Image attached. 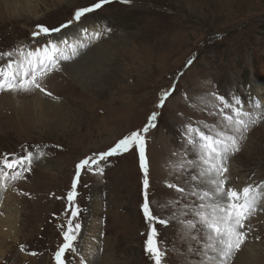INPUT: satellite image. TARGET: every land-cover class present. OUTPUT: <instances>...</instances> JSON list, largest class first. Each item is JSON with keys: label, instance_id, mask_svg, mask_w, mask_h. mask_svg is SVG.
Returning <instances> with one entry per match:
<instances>
[{"label": "rangeland", "instance_id": "1", "mask_svg": "<svg viewBox=\"0 0 264 264\" xmlns=\"http://www.w3.org/2000/svg\"><path fill=\"white\" fill-rule=\"evenodd\" d=\"M95 2L28 0L15 9L0 4V53L34 50L49 39H67L78 53L59 61L60 70L42 82L44 91L0 92V158L25 150L34 156L30 171L8 170L20 178L0 181V214L11 217L14 229L6 240L0 233V264H56L60 226L66 229L72 210L67 194L76 165L142 130L154 112L156 126L144 134L147 191L153 205L175 202L156 211L165 219L176 216L167 226L155 224L160 247L167 251L163 264H197L199 257L188 248L198 245L184 236L181 221L193 219L182 213L198 201L168 185L187 192L185 181L195 173L174 167L195 159L186 126L207 131L205 125L223 122L222 105L213 94L229 101L235 96L253 114L259 111L255 102H264V0H111L60 33L33 37L38 24L59 27L77 8ZM61 47L72 55L68 45ZM16 58H0V65ZM166 91L164 106L157 107ZM232 157L233 186L264 181V119ZM140 165L133 146L101 162L102 172L82 170L73 205L80 209L79 253H65L66 264H154L145 251L150 225L142 210ZM7 196L14 200L3 205ZM261 214L263 219H251L247 235L258 233L253 253L243 244L234 256L251 254L248 264H264Z\"/></svg>", "mask_w": 264, "mask_h": 264}, {"label": "snow or ice", "instance_id": "2", "mask_svg": "<svg viewBox=\"0 0 264 264\" xmlns=\"http://www.w3.org/2000/svg\"><path fill=\"white\" fill-rule=\"evenodd\" d=\"M110 2L111 0H97L91 5L79 7L75 10L73 19L59 27L50 28L38 24L37 31L32 35L35 38L41 35L47 37L54 33H60L74 22L79 23L82 18ZM121 2L130 3L131 0H121ZM84 31L87 30L84 29ZM61 44L71 48V56L66 54V49L62 48ZM81 47H83L82 44ZM76 54H78L76 47L69 44L67 39H49L46 45L34 50L25 51L23 47H18L12 51L0 53V58L17 57L8 59L6 64L0 65V92L31 93L37 89L44 91L42 82L51 72L60 70L59 61L69 60ZM191 62L190 60L189 64ZM169 95V92H164L157 107H163ZM213 98L222 105L220 112L223 122L220 126L214 125L211 128L205 125L204 128L207 131L191 124L186 126V143L189 145V150L194 153L195 159L183 160L174 167L177 170L191 168L195 170V173L189 174L185 181L189 185L187 192L184 187L176 184H169L168 187L175 189L182 197L190 195L196 197L198 201L191 206L186 205L185 211L182 213V215L191 214L193 219L181 221L184 236L198 245L188 248L189 253L199 257L197 264H231L236 252L245 243L251 230V219L257 213L264 212V181L247 183L242 187L232 186L227 161L240 151L241 144L247 138V133L251 128L264 119V102H255L254 106L259 111L253 114L245 110L241 106L240 99L235 96L231 101L215 94H213ZM225 109H229L230 114L225 112ZM157 115L158 113L154 112L142 130L133 131L106 151L93 153L76 165L72 191L67 194V200L72 210L67 219L66 229L64 225L60 226L63 243L54 254L56 264H66L65 253H79L77 241L81 232V223L77 221V218L80 215V209L73 205L78 195L76 188L82 170L102 172L101 162H107L109 157L127 153L133 146L139 151L140 166L145 174L142 210L150 225L145 251L150 255L154 264H163L167 251L160 247V241L157 239L159 233L155 224L167 226L171 220L176 219V216L173 214L170 219H165L156 211L174 206L175 202H158L153 205L147 191L149 180L145 163L144 134L156 126ZM187 151L185 155H187ZM25 152L26 154L19 156L15 153H6L0 158V181L20 178L19 172H14L9 176L8 170L16 168L31 170L34 156L30 151L25 150ZM9 155H11V159H9ZM237 179L239 178L237 177ZM21 250H24V246H21ZM31 255H36V253L33 252Z\"/></svg>", "mask_w": 264, "mask_h": 264}, {"label": "bare ground", "instance_id": "3", "mask_svg": "<svg viewBox=\"0 0 264 264\" xmlns=\"http://www.w3.org/2000/svg\"><path fill=\"white\" fill-rule=\"evenodd\" d=\"M22 1H23V3H25V2H27L28 0H0V4H3L7 9H15L16 8V5H17V3L19 4L18 5V7H20V6H22ZM22 9V8H21ZM227 164H228V166H229V168L232 170L233 168H234V160H233V157H230V159L227 161ZM233 173V172H232ZM234 173H235V171H234ZM259 183V182H258ZM231 184V183H230ZM232 185V184H231ZM233 186V185H232ZM5 199H4V202H2V204L3 205H9L11 202H10V200H14V199H12L10 196H7V197H4ZM10 207H12V206H10ZM9 207V208H10ZM9 208H7L6 210H7V212L8 213H10L12 210L11 209H9ZM255 217L256 218H261V219H263V215L261 214V212L260 213H257L256 215H255ZM255 217H253V218H255ZM11 218V217H10ZM8 216H5V215H1L0 214V233H1V236L2 237H4V239L6 238L7 239V237H12L11 235V233H12V231H14V229H13V224H12V219H10ZM258 220V219H257ZM256 220V221H257ZM260 220V219H259ZM15 221V220H14ZM13 221V222H14ZM253 230V229H252ZM251 230V231H252ZM249 235V234H248ZM252 238H259L258 237V233H254V235L252 236V235H250V237H247V241L244 243L245 244V247H246V249H247V251L250 253H253V242H255V240L253 241L252 240ZM5 239V240H6ZM2 254V253H1ZM1 254H0V256H1ZM236 255V254H235ZM251 256V254H249V256H246V255H244L243 254V256H242V254L241 253H239V255H238V253H237V256L235 257V258H233L235 261H237L239 264H244V263H249L250 262V257ZM248 257V258H247ZM236 263V262H235Z\"/></svg>", "mask_w": 264, "mask_h": 264}]
</instances>
